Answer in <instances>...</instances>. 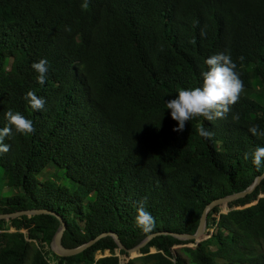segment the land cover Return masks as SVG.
<instances>
[{
  "label": "trees",
  "instance_id": "obj_1",
  "mask_svg": "<svg viewBox=\"0 0 264 264\" xmlns=\"http://www.w3.org/2000/svg\"><path fill=\"white\" fill-rule=\"evenodd\" d=\"M84 2L0 0V128L9 109L35 128L5 138L0 214L50 212L0 218V264H52L35 242L53 264H119L111 234L125 249L154 234L126 264H264V176L226 212L209 209L194 245L169 234H192L209 202L264 173V162L257 169L244 158L264 147L249 132L264 131L253 94L264 96V0H87L83 10ZM221 52L237 64L239 101L224 119L197 117L173 131L165 102L199 86L205 60ZM42 58L43 85L31 67ZM28 91L44 99L43 109L30 107ZM145 197L155 220L147 233L135 223ZM57 217L64 247L107 234L56 256L49 243ZM103 250L110 254L94 258Z\"/></svg>",
  "mask_w": 264,
  "mask_h": 264
},
{
  "label": "clouds",
  "instance_id": "obj_2",
  "mask_svg": "<svg viewBox=\"0 0 264 264\" xmlns=\"http://www.w3.org/2000/svg\"><path fill=\"white\" fill-rule=\"evenodd\" d=\"M83 10H87L89 4L87 0L81 5ZM70 31L71 29H66ZM204 34L203 32L201 33ZM243 60V57L239 58ZM206 70L201 71V83L197 87L189 89H179L178 94L168 99L165 104L170 110V116L177 122L173 131L181 132L184 130L186 122L193 118L203 117L207 121L224 119L236 104L241 93L244 91V85L237 72V64L233 61L230 53L221 52L208 57L205 60ZM32 69L38 74L36 80L43 85L48 74L47 59H40L31 65ZM24 99L33 110H41L44 107V99L39 97L34 91H28ZM8 126L0 128V154L9 151V145L4 143L5 138L12 134L13 129L17 133L30 134L35 131L31 120L25 118L19 112H13L9 109L6 113ZM239 114H234L232 119L239 120ZM200 136L210 138L212 133L201 127L197 129ZM254 136L264 137V131H260L258 125H252L249 128ZM251 155L252 164L259 169L264 162V147H257L252 153H245L244 158L248 159ZM146 197L138 201L135 217L136 226L144 232H150L155 227L154 217L145 210L144 204Z\"/></svg>",
  "mask_w": 264,
  "mask_h": 264
},
{
  "label": "water",
  "instance_id": "obj_3",
  "mask_svg": "<svg viewBox=\"0 0 264 264\" xmlns=\"http://www.w3.org/2000/svg\"><path fill=\"white\" fill-rule=\"evenodd\" d=\"M264 176V173H262L259 176H256L252 182L243 190L236 192V193H232V194H228L226 196L223 197H219L217 199L212 200L211 202H209L202 210L200 216H199V220H198V224L197 227L195 229V231L192 234H187V233H169L170 235L174 236L175 238L179 239V240H192V243H190L191 245H194L198 240H200L202 238V236L204 235V229H205V215L207 213V211L209 209H211L212 207H214L216 204L218 203H228L234 199H237L239 197L244 196L245 194L251 192L253 190V188L255 187V185L258 183L259 179ZM48 214L50 213L47 210L44 209H29V210H24V211H17V212H13V213H7V214H0V218L3 219H8V218H12L21 214H25L26 216H30V215H35V214ZM52 214V213H51ZM58 220L60 221V218L57 217ZM64 229V223L62 221H60L59 226L57 227V229L55 230V232L53 233L50 243H49V247L50 250L56 255V256H61V257H65V256H70V255H74L79 253L80 251H82L84 248L88 247L90 244H92L96 239L100 238L101 236H104L107 233H101L99 235H97L96 237H94L93 239H90L76 247H72V248H67L64 247L63 245H61L60 243V238H61V234L62 231ZM114 238V241L117 245V249H122L124 250V252H134V253H139V249L154 235V234H149L147 236H145L139 243H137L136 245H134L131 248L125 249L119 242V240L116 238L115 234H111ZM127 260L125 261L126 264ZM120 264V263H119Z\"/></svg>",
  "mask_w": 264,
  "mask_h": 264
},
{
  "label": "rangeland",
  "instance_id": "obj_4",
  "mask_svg": "<svg viewBox=\"0 0 264 264\" xmlns=\"http://www.w3.org/2000/svg\"><path fill=\"white\" fill-rule=\"evenodd\" d=\"M253 94H254V98L259 100V103L264 106V96L262 95V92H260L259 89L257 90H254L253 91ZM44 177V176H43ZM42 179V178H41ZM215 206H217V213H224L228 210V206H227V203L224 204V203H218L216 204ZM8 230L12 231L13 228H11L10 226H5ZM23 233H25V231L21 230ZM204 237V235L202 236ZM36 245H38V247L40 249H42L44 252H45V256L47 258V260L50 262V263H54V260L52 259V256L50 255V252L47 248V246H45L44 244L40 245L35 242ZM187 245H191V244H187ZM179 245H175L173 246L174 247H177ZM149 251H153L152 248L149 249ZM110 253L107 251V250H103L102 252H95L94 254V258H98L100 256H107L109 255ZM113 255H116L118 257V260H119V263L120 264H125V261L132 258V257H135V256H138L139 254L138 253H134V252H125V253H119L118 249H115L112 253ZM24 264H28V259L24 262Z\"/></svg>",
  "mask_w": 264,
  "mask_h": 264
}]
</instances>
